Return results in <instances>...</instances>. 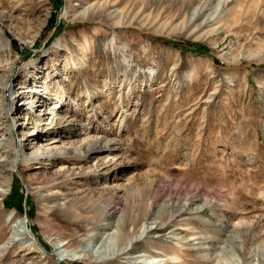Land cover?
I'll return each mask as SVG.
<instances>
[{
	"label": "rangeland",
	"instance_id": "rangeland-1",
	"mask_svg": "<svg viewBox=\"0 0 264 264\" xmlns=\"http://www.w3.org/2000/svg\"><path fill=\"white\" fill-rule=\"evenodd\" d=\"M105 1L0 0L9 45L0 66L11 68L0 108L14 107L0 116V134L10 126L16 148L0 144V264H107L64 250L126 233L141 239L132 259L108 264H264V0H208L206 17L192 21L205 0H110L108 11L82 14ZM44 103L68 122H41ZM85 127L122 149L76 158L65 179L47 152L28 157L53 136L57 146L80 140ZM106 184L121 189L102 200L114 225L106 233L55 211L60 195ZM21 222L24 245L10 241Z\"/></svg>",
	"mask_w": 264,
	"mask_h": 264
},
{
	"label": "bare ground",
	"instance_id": "bare-ground-1",
	"mask_svg": "<svg viewBox=\"0 0 264 264\" xmlns=\"http://www.w3.org/2000/svg\"><path fill=\"white\" fill-rule=\"evenodd\" d=\"M81 1H88V0H80V2ZM230 1L231 0H223L221 6H225ZM208 3H209L208 0H205L203 3H201L198 7L194 9L192 13L191 21L195 19V17L198 20L202 17H206L205 12H207ZM110 4H111V1L106 0L104 3L99 4V5L97 4L95 7L92 6V7L85 8L82 14L86 15L91 9H97V10L101 9V10L108 11L106 9L107 7H109ZM212 21H213L212 17H208L206 21L204 20L205 24H209ZM114 43L115 42L113 40L112 47H114ZM8 46L9 45L7 43H4L3 40L0 39V51L4 50ZM10 69L11 68L0 66V85L3 87H5L4 81L7 79L8 74L10 73ZM17 109L18 108H16L15 111H17ZM12 110H14L13 106H11L8 110H6L5 108H0V116L1 115L7 116L9 114V111H12ZM40 114H41L40 121L47 123V125L50 127H53V126L59 127L63 123L68 122L66 118L69 113L60 114L59 110L56 109L55 106L52 107L51 104L46 106V104L44 103V105H42L41 107ZM31 137L33 139L35 138L34 140H37L39 138V135L34 136L32 134L30 135V138ZM78 137H81V139L77 141L70 140L67 143H61L60 146H57V143L61 142L60 138L53 136L50 139L51 140L50 147L43 148L42 146L34 145L32 147V151L28 154V157L32 156L34 159H39V155L45 156L46 155L45 153L47 152L48 153L47 156L50 154L48 157H50L51 161L57 160L59 162L60 166L56 170V173L61 177V179H65L67 177L74 175L72 174L74 172H73V168L71 167L76 165L74 162L76 158L80 159L84 157H90L92 158V160H94L96 157L102 154L106 153V156H109L110 154L117 153L122 149L120 141L118 139L110 138L106 135H98V134L94 135L90 132V129L88 127L82 128L78 134ZM13 138H14L13 130L9 126L8 133L2 134V135L0 134V144L3 143L7 145L8 147L12 148V150H14L16 148L14 147V144H13L14 142ZM21 147H22V142L19 143V148H20L19 152L22 153V156H25L24 150ZM71 152L73 153L77 152L80 154L75 155V154H72ZM25 157L21 158L18 164H24L26 166L30 161H28V159ZM9 159L10 157L8 158V161L11 164L10 168L14 169L17 164V156L13 157L12 160H9ZM34 159H31V160H34ZM3 172L4 171L1 170L0 173H3ZM4 173L7 175L6 172ZM60 186H61V183H56V184L54 183L52 184L51 188L54 190H58ZM43 187L45 186L43 185ZM119 191H121L120 187L113 185V184H106L102 186L101 188H95V189L87 188V190L83 192L82 191L81 192L69 191V192H66L65 194L60 195V197L62 198V203L61 205H58L56 207L55 211H57V213L59 212V214L64 216L70 222V224L72 223V225L73 224L74 225L85 224L91 228V232H93V234L96 232L106 233L107 231L111 230L112 227H114V225L113 223H110L112 215L111 213H108L106 211L107 207L103 204L102 200L114 195L115 193ZM52 196H55V194L52 193ZM133 212H134V207H130L129 210L127 211L128 214H125L126 212L124 213L125 215L122 214L123 217L121 216L122 218L116 223V228L118 229V231L120 229L124 230L126 227V224L132 221ZM146 216H147V212L145 208L138 210L134 218L135 222L139 223L140 221L145 220ZM100 221L102 222L108 221V222L106 224H100L98 223ZM25 227H26V224L21 222L15 229V232L18 233L16 235H19L20 239L17 240V238L12 237L10 241L14 242L15 244L17 243L23 244L27 239L23 233ZM163 228H164V224L159 222L155 228V232L154 231L153 232L155 234H159L162 232L160 230ZM131 238H132L131 235H129V233H126L125 239H123V241H120L117 239V240H114L113 244H110L109 243L110 239L108 237L106 240L101 241V238L99 236L94 241L91 248L68 246L65 248L64 251H67L68 253L67 256L70 260H74V259L86 260L88 258L89 260H94L95 262H99V263L106 262L107 264L114 260L123 258V257H127V258L129 257V260H130L132 259L129 256L131 255L130 252L134 250L136 244L141 242L140 241L141 239L139 240L136 239L134 241L133 240L134 238L133 239ZM70 242L71 241H69V243ZM55 252H60V246H58V244H55ZM59 255H60L59 257L62 258L64 256V253L60 252Z\"/></svg>",
	"mask_w": 264,
	"mask_h": 264
}]
</instances>
